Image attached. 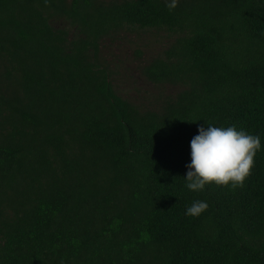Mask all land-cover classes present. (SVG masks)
Returning a JSON list of instances; mask_svg holds the SVG:
<instances>
[{
    "label": "trees",
    "instance_id": "obj_1",
    "mask_svg": "<svg viewBox=\"0 0 264 264\" xmlns=\"http://www.w3.org/2000/svg\"><path fill=\"white\" fill-rule=\"evenodd\" d=\"M170 2L0 0V264H264V0ZM137 31L168 41L123 95ZM207 124L259 134L242 187H186Z\"/></svg>",
    "mask_w": 264,
    "mask_h": 264
},
{
    "label": "clouds",
    "instance_id": "obj_2",
    "mask_svg": "<svg viewBox=\"0 0 264 264\" xmlns=\"http://www.w3.org/2000/svg\"><path fill=\"white\" fill-rule=\"evenodd\" d=\"M177 0L167 4L169 10ZM259 134L253 135L233 126H198V134L190 141V163L184 176L190 191H203L206 184L215 183L232 188L242 187L255 163L256 152L261 149ZM206 201L196 200L186 207L185 214L200 216L208 209Z\"/></svg>",
    "mask_w": 264,
    "mask_h": 264
},
{
    "label": "rangeland",
    "instance_id": "obj_3",
    "mask_svg": "<svg viewBox=\"0 0 264 264\" xmlns=\"http://www.w3.org/2000/svg\"><path fill=\"white\" fill-rule=\"evenodd\" d=\"M164 36L163 33L153 31H137L134 34L127 33L119 41L105 45L104 55L111 62L114 86L120 94L131 93L134 87L145 93V80L137 69L142 61H135V52L137 49L141 50L143 60L147 61L167 45L168 40ZM137 99L138 103H143L140 98Z\"/></svg>",
    "mask_w": 264,
    "mask_h": 264
}]
</instances>
